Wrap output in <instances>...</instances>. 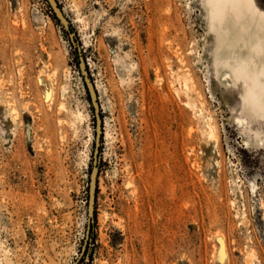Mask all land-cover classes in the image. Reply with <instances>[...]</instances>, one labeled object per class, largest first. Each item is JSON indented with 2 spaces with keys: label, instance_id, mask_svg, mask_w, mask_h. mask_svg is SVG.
I'll list each match as a JSON object with an SVG mask.
<instances>
[{
  "label": "rangeland",
  "instance_id": "obj_1",
  "mask_svg": "<svg viewBox=\"0 0 264 264\" xmlns=\"http://www.w3.org/2000/svg\"><path fill=\"white\" fill-rule=\"evenodd\" d=\"M57 2L103 118L94 220L75 49L46 0H0V264H264V123L234 55L211 67L206 0Z\"/></svg>",
  "mask_w": 264,
  "mask_h": 264
},
{
  "label": "bare ground",
  "instance_id": "obj_2",
  "mask_svg": "<svg viewBox=\"0 0 264 264\" xmlns=\"http://www.w3.org/2000/svg\"><path fill=\"white\" fill-rule=\"evenodd\" d=\"M220 2L215 15H211V0H206L204 7L211 24L207 31L212 37L211 67L218 66L215 64L220 59L234 55V61L224 72L223 78L229 77L232 80V89L237 94L238 103L248 100L255 121L258 124H261L260 121L264 123V9L257 0ZM221 10H224V13H221ZM241 49L244 52L238 56L237 52ZM248 60H251L250 65H246ZM181 62L184 63V60L181 59ZM189 81L192 79L188 77L185 83L188 90ZM239 123L240 126L250 129L248 121L241 119ZM209 136L213 138L211 140L215 145L218 144L213 128ZM259 136L260 134L255 132L254 138L261 139ZM261 142L264 144V139H261Z\"/></svg>",
  "mask_w": 264,
  "mask_h": 264
},
{
  "label": "water",
  "instance_id": "obj_3",
  "mask_svg": "<svg viewBox=\"0 0 264 264\" xmlns=\"http://www.w3.org/2000/svg\"><path fill=\"white\" fill-rule=\"evenodd\" d=\"M46 2L48 3L52 13L61 24L64 31L68 34L74 49L77 51L79 58V70L82 75L84 85L88 94V98L92 106L95 117V143H94V153H93V164L89 179V200H88V230H89L94 220L96 189H97L98 175H99L98 155H99V148L103 134V118H102L100 103L98 99V94L96 91V86L90 77L86 61L82 56L79 46L76 43L75 34L72 32L71 29V23L64 15V12L60 8L57 0H46Z\"/></svg>",
  "mask_w": 264,
  "mask_h": 264
},
{
  "label": "trees",
  "instance_id": "obj_4",
  "mask_svg": "<svg viewBox=\"0 0 264 264\" xmlns=\"http://www.w3.org/2000/svg\"><path fill=\"white\" fill-rule=\"evenodd\" d=\"M50 8V7H49ZM51 10V9H50ZM52 12V11H51ZM54 15V14H53ZM54 19L59 23V21L56 19V17L54 16ZM61 25V24H60ZM62 27V26H61ZM72 29V28H71ZM73 32V30H72ZM75 56L77 58V61H78V66H79V58H78V54H77V51L75 50Z\"/></svg>",
  "mask_w": 264,
  "mask_h": 264
}]
</instances>
